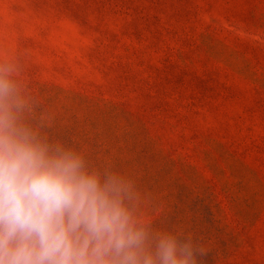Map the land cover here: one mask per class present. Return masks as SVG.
Returning a JSON list of instances; mask_svg holds the SVG:
<instances>
[{"label":"rangeland","instance_id":"obj_1","mask_svg":"<svg viewBox=\"0 0 264 264\" xmlns=\"http://www.w3.org/2000/svg\"><path fill=\"white\" fill-rule=\"evenodd\" d=\"M50 138L133 177L203 264H264V0H0Z\"/></svg>","mask_w":264,"mask_h":264},{"label":"clouds","instance_id":"obj_2","mask_svg":"<svg viewBox=\"0 0 264 264\" xmlns=\"http://www.w3.org/2000/svg\"><path fill=\"white\" fill-rule=\"evenodd\" d=\"M35 106L0 59V264H203L191 233L155 225L133 177L50 138Z\"/></svg>","mask_w":264,"mask_h":264}]
</instances>
